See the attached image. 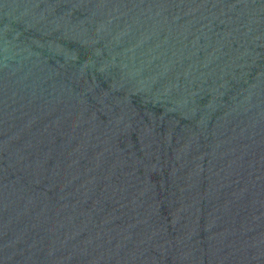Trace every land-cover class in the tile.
Listing matches in <instances>:
<instances>
[{
	"label": "water",
	"instance_id": "obj_1",
	"mask_svg": "<svg viewBox=\"0 0 264 264\" xmlns=\"http://www.w3.org/2000/svg\"><path fill=\"white\" fill-rule=\"evenodd\" d=\"M0 264H264V0H0Z\"/></svg>",
	"mask_w": 264,
	"mask_h": 264
}]
</instances>
